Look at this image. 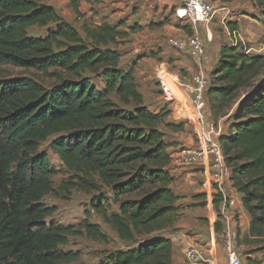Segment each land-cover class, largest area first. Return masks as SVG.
<instances>
[{"label": "trees", "instance_id": "trees-1", "mask_svg": "<svg viewBox=\"0 0 264 264\" xmlns=\"http://www.w3.org/2000/svg\"><path fill=\"white\" fill-rule=\"evenodd\" d=\"M79 1L70 0L76 15ZM253 1L264 16V0ZM119 26L84 20L81 33L45 0H0V65L33 70L50 81L0 75V264L76 259L60 246L79 231L46 221L55 210L43 202L54 174L40 150L48 140L50 151L75 172L64 189L108 187L118 211L107 214L100 192L90 201L92 210L120 240L140 238L136 246L110 253L108 262L171 264L164 233L179 208L163 129L180 131L184 122L167 121L168 108L156 112L144 104L133 68L119 67ZM34 27L49 29L33 35ZM209 74L212 118L228 115L236 104L219 141L232 185L251 216L250 235L264 240V53L224 43ZM81 229L106 240L96 223L86 221Z\"/></svg>", "mask_w": 264, "mask_h": 264}, {"label": "crops", "instance_id": "crops-1", "mask_svg": "<svg viewBox=\"0 0 264 264\" xmlns=\"http://www.w3.org/2000/svg\"><path fill=\"white\" fill-rule=\"evenodd\" d=\"M45 3L53 6L56 11L60 13H62L63 8L65 7L70 13L71 19H84L87 20V22H91L90 18L97 17L96 11L99 12L100 7L110 5L112 6L113 11H115V9L129 10L128 14L131 18L135 19H133L134 22H138L141 27L145 26L147 29L145 28L136 34H132V40L138 41L140 38V42L138 43L140 45H135L134 42H132L134 45L130 48L126 56L137 55V52H139L142 47L146 46L148 43H151L150 45L155 44L159 38H165L168 35L180 36L185 34L186 29H183L182 26L191 28L192 33H199L198 30H201L200 28L186 25L189 23L185 19L179 17L178 6L174 0H81L77 4V15L72 7L69 6L70 0H45ZM215 6L217 7V15L214 18L212 26L222 27L223 31L221 33L226 34V37L228 38H230V31L235 30L236 27H238L247 17L246 14H241L240 12L243 11L250 13L258 8L257 6H254L253 0H215ZM108 15L110 17L114 16L113 14ZM104 18L105 19L102 21L108 19L106 17ZM252 20L255 21L254 19ZM102 21H95L93 24H100ZM151 22L157 24L158 26H149ZM110 24L114 25L116 23ZM178 25H181V27ZM202 37L205 38L204 33H202ZM205 44L209 72H211L218 59L220 46L224 44V41L219 36L215 37L214 35V40L211 42H205ZM227 44H230V42ZM262 46L263 45L259 44L258 48L255 49L254 52H252L253 48L249 46V48H251L250 52L263 53L264 48H262ZM126 56L124 55V57ZM122 58L123 56L121 59ZM140 63L141 61L138 62V64ZM185 66L188 72L187 77H189L195 71V68L189 60L185 61ZM135 69L137 70V68ZM138 71L140 72L133 71L137 84L138 79H143L145 76L143 74V70ZM138 90L142 93L144 104L149 110L153 111L155 98L148 97L144 93L145 90L139 88V86ZM235 108L236 104H234L228 115L218 119L223 129L222 134H225L228 131V125L230 123L228 117L235 110ZM175 117L177 116L169 114L167 116V121L184 122L183 129L180 131H170L165 128L163 129V131H165V140L169 143L167 151L170 155H173L180 147L191 146L194 143L193 126L184 119H175ZM210 118H212V116H210ZM180 166L181 165L175 163L173 160L170 161L169 170L171 175L174 177L170 187L173 193L178 196L176 204L179 208L176 220L164 233V237L168 239L172 249L171 264H185L184 251L187 248L191 246L208 247L209 245L214 246L213 252L215 253L214 257L216 258L217 264H228L225 256V250L221 242V224L219 222L220 218L218 217L222 204L219 202L218 206H216L214 204V200H212L211 196L208 195V189L205 188V190H203L202 186H200L198 182V174L200 173L198 171H193L191 167ZM237 196V212L239 215V238L237 241V249L240 253L238 242H240L241 236H244L246 242H249L248 239L258 238L250 235L249 228L251 216L242 206L239 193ZM261 248H256L253 252L247 253L246 257L250 261L255 260L256 257L262 253L260 251ZM241 264H243L242 258ZM262 264H264V262Z\"/></svg>", "mask_w": 264, "mask_h": 264}, {"label": "rangeland", "instance_id": "rangeland-1", "mask_svg": "<svg viewBox=\"0 0 264 264\" xmlns=\"http://www.w3.org/2000/svg\"><path fill=\"white\" fill-rule=\"evenodd\" d=\"M254 6L256 5L254 4ZM261 10L262 8L258 7L256 8L255 11H252L250 13L243 11L240 12L241 14L242 13L246 14L247 17L235 29L241 33L247 46L253 48L252 52H254V50L258 48L259 44L264 45V16ZM58 13L82 33L81 24L82 21H84V19L83 20L77 18L71 19L70 13L66 10L65 7L63 8L62 13L60 12ZM96 13H97L96 18H90L92 23L95 21L100 22L105 19L104 17H106L108 18L105 20L106 22L116 23V25L117 24L120 25L118 29L120 31H124V35L119 38L118 43L116 45L118 50L121 51L123 56V58L120 60L119 67L121 69H128L131 67L133 68L132 70L134 72H140L138 70H143L144 71L143 74L145 76L143 79L141 78L138 79L137 86H139V88L141 89H144L145 90L144 93L148 97L155 98V105L153 111L157 112L161 108L169 109L168 105L160 97V92L154 76V67L157 63L164 62L170 71L179 74L181 79L184 82H186L190 78V76L187 77L188 72L185 66V61H188V59H185V57H182L172 47L167 45L164 37H163L164 39L159 38L155 44L150 45L151 43H148L146 46L142 47L141 50L137 52V55L126 56L130 48H132L134 44L136 45L140 42V38L138 41L132 40L133 37L132 34H136L137 32L144 30L146 27L142 26L138 31L132 32L130 27L139 24L138 22H134L135 20L134 18L130 17V15L128 14L129 10L127 11L122 9L121 10L115 9V11H113L112 6L108 5L106 7H100L99 12L96 11ZM108 14H113L114 16L110 17ZM252 19H254L255 21H253ZM154 25L158 26L157 24L152 22L149 24V26H154ZM178 26L181 27V25ZM182 27L183 29H186L185 34L188 33L192 34L191 28H187L185 26ZM210 27L213 34H212V39L209 42L214 40V35L215 37L219 36L224 41V43L230 42L229 38L226 37V34L221 33L223 31L222 27L212 26V25H210ZM195 28L201 29L198 31L202 37V33H204L203 27L200 25V26H196ZM47 29L49 28L34 27L30 29V33L33 35H43L45 34ZM132 42H134V44H132ZM252 54H262V53H252ZM124 55L126 57H124ZM138 60L141 61L140 64H138L139 62ZM135 68H137V70ZM0 75L5 77H16L22 75V76L37 78L43 81V83L45 84L50 83L48 79L44 78L43 76L34 72L33 70L23 69L8 64L0 65ZM95 83L98 85V87L100 86L99 79L96 80ZM178 118L180 117H175V119ZM48 142L49 140L42 143L40 150L44 151L47 154L49 165L54 169V174L52 175L51 178L52 179L51 191L43 197V202L45 205L49 207H53L55 210L47 218L46 221L48 223H55L62 226H72L75 230L79 231L78 234L69 236V242L67 245L60 246V248L63 251L66 252L72 251L76 253V259L72 262L62 263V264H110L107 259L110 253H113L117 250H126L128 248H132L136 246L138 242H140V238L136 237V239H134L131 242L120 240L116 232L113 230L111 225L106 222L104 217L100 214H97L94 210H92L90 206V201L94 195H97L100 192L104 195V198L106 199L104 203V207L107 214L118 211V204L113 199L108 187L103 186L101 187L100 191H86L78 188H73L67 191L64 189V183L68 179H70L73 175H75V172L69 171L61 162V160L58 158V156L50 151V149L47 146ZM180 167H185V166H180ZM186 167H191V166H186ZM191 169H193V171H198L197 167L194 166H192ZM198 175H199L198 182L200 186H202L203 190H205V188L207 189V186L204 185L203 177L200 176V174ZM95 181L97 182L96 178ZM86 221L90 223L98 224L100 231L106 235V240L101 241L99 239L88 237L81 229L82 224ZM248 240L249 242H246L244 236H241L240 242H238V247L240 249V257L242 258L243 264H262L264 262V240H257V239H248ZM256 248H261L260 251L262 253L259 254L257 257L255 256L256 257L255 260L250 261L246 257V254L253 252L254 249Z\"/></svg>", "mask_w": 264, "mask_h": 264}, {"label": "built area", "instance_id": "built-area-1", "mask_svg": "<svg viewBox=\"0 0 264 264\" xmlns=\"http://www.w3.org/2000/svg\"><path fill=\"white\" fill-rule=\"evenodd\" d=\"M178 6L180 18L189 25L202 26L205 38L200 33L168 35L167 45L193 64L195 71L184 82L179 74L170 71L164 62L154 67V76L161 99L168 105L170 114L180 117L193 126L194 143L183 146L170 155L171 161L183 166L197 167L207 186L208 195L214 200L219 198L222 204L218 217L221 228V242L228 264H241L237 249L239 238V215L237 212L238 192L232 185V168L226 162L219 141L223 132L221 123L210 118L208 89L210 72L206 55L205 41L212 39V25L217 15L215 0H174ZM224 20V18H223ZM230 44L240 45L246 52L251 48L239 31L229 33ZM264 48V45L262 46ZM214 246L194 247L184 251L185 264H217L214 257Z\"/></svg>", "mask_w": 264, "mask_h": 264}]
</instances>
